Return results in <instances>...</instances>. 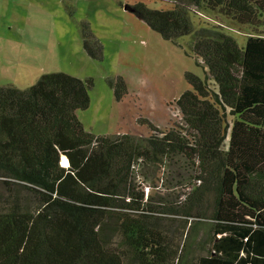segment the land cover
<instances>
[{
	"label": "trees",
	"instance_id": "1",
	"mask_svg": "<svg viewBox=\"0 0 264 264\" xmlns=\"http://www.w3.org/2000/svg\"><path fill=\"white\" fill-rule=\"evenodd\" d=\"M162 1L128 7L165 39L190 36L205 72L185 73L171 128L86 129L77 110L90 105L92 78L55 71L27 88L0 84V264H264V0ZM197 9L257 32L240 47L196 23ZM110 84L126 92L123 79ZM155 179L188 189L146 193Z\"/></svg>",
	"mask_w": 264,
	"mask_h": 264
},
{
	"label": "rangeland",
	"instance_id": "2",
	"mask_svg": "<svg viewBox=\"0 0 264 264\" xmlns=\"http://www.w3.org/2000/svg\"><path fill=\"white\" fill-rule=\"evenodd\" d=\"M139 1L167 6L162 0H0V84L27 88L55 71L92 78L90 105L77 110L86 129L148 135L151 126L171 128L181 121L176 100L190 88L185 73L204 78L205 72L190 53L191 37L179 38L180 45L165 39L128 7ZM194 21L218 26L240 47L257 32L207 9H197ZM84 24L101 45L99 57L84 49ZM119 78L126 92L118 95L110 80ZM164 179L148 181L146 193L173 199L188 189Z\"/></svg>",
	"mask_w": 264,
	"mask_h": 264
},
{
	"label": "bare ground",
	"instance_id": "3",
	"mask_svg": "<svg viewBox=\"0 0 264 264\" xmlns=\"http://www.w3.org/2000/svg\"><path fill=\"white\" fill-rule=\"evenodd\" d=\"M62 164H63V165H66V166L69 164V161H68V159H67L66 156H63V157H62Z\"/></svg>",
	"mask_w": 264,
	"mask_h": 264
}]
</instances>
